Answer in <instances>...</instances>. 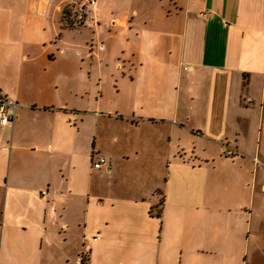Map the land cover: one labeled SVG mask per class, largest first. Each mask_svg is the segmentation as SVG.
I'll return each mask as SVG.
<instances>
[{"label": "crops", "instance_id": "0c3cea01", "mask_svg": "<svg viewBox=\"0 0 264 264\" xmlns=\"http://www.w3.org/2000/svg\"><path fill=\"white\" fill-rule=\"evenodd\" d=\"M66 7L0 0V264H264V0Z\"/></svg>", "mask_w": 264, "mask_h": 264}, {"label": "built area", "instance_id": "2783aa9c", "mask_svg": "<svg viewBox=\"0 0 264 264\" xmlns=\"http://www.w3.org/2000/svg\"><path fill=\"white\" fill-rule=\"evenodd\" d=\"M96 5V0H67L65 17L71 26H81L85 22L90 10ZM18 103L7 95H0V124L6 127L13 123ZM106 161L99 157L93 164V168L101 169Z\"/></svg>", "mask_w": 264, "mask_h": 264}, {"label": "rangeland", "instance_id": "374dc122", "mask_svg": "<svg viewBox=\"0 0 264 264\" xmlns=\"http://www.w3.org/2000/svg\"><path fill=\"white\" fill-rule=\"evenodd\" d=\"M192 138V141H190L191 144H203L201 141H198L194 136L191 137Z\"/></svg>", "mask_w": 264, "mask_h": 264}, {"label": "trees", "instance_id": "16d2710c", "mask_svg": "<svg viewBox=\"0 0 264 264\" xmlns=\"http://www.w3.org/2000/svg\"><path fill=\"white\" fill-rule=\"evenodd\" d=\"M65 22H67V19H66V17H65ZM68 27H70V28H73V26H71V25H70V26H68Z\"/></svg>", "mask_w": 264, "mask_h": 264}]
</instances>
